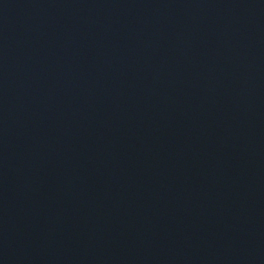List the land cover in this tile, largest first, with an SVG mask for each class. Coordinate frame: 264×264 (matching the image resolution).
<instances>
[{
  "label": "water",
  "instance_id": "95a60500",
  "mask_svg": "<svg viewBox=\"0 0 264 264\" xmlns=\"http://www.w3.org/2000/svg\"><path fill=\"white\" fill-rule=\"evenodd\" d=\"M0 264H264V0H0Z\"/></svg>",
  "mask_w": 264,
  "mask_h": 264
}]
</instances>
